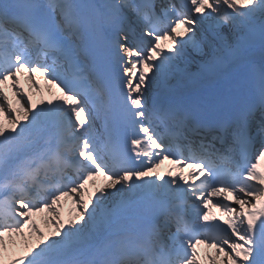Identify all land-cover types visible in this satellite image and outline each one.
Masks as SVG:
<instances>
[{
    "label": "snow or ice",
    "instance_id": "1",
    "mask_svg": "<svg viewBox=\"0 0 264 264\" xmlns=\"http://www.w3.org/2000/svg\"><path fill=\"white\" fill-rule=\"evenodd\" d=\"M0 264H264V0H0Z\"/></svg>",
    "mask_w": 264,
    "mask_h": 264
},
{
    "label": "bare ground",
    "instance_id": "2",
    "mask_svg": "<svg viewBox=\"0 0 264 264\" xmlns=\"http://www.w3.org/2000/svg\"><path fill=\"white\" fill-rule=\"evenodd\" d=\"M33 95H35V93H33ZM161 173H164V172H161ZM165 179H167V177H165ZM231 204H234V202L232 201ZM67 207H68V205H66V207H65V220H67V218H68V215H67Z\"/></svg>",
    "mask_w": 264,
    "mask_h": 264
}]
</instances>
